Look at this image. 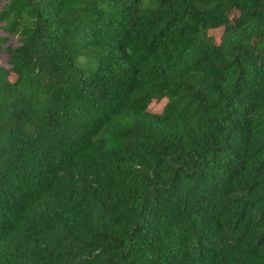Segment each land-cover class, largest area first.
<instances>
[{
  "label": "trees",
  "instance_id": "16d2710c",
  "mask_svg": "<svg viewBox=\"0 0 264 264\" xmlns=\"http://www.w3.org/2000/svg\"><path fill=\"white\" fill-rule=\"evenodd\" d=\"M198 1L0 0V264H264V0Z\"/></svg>",
  "mask_w": 264,
  "mask_h": 264
},
{
  "label": "rangeland",
  "instance_id": "374dc122",
  "mask_svg": "<svg viewBox=\"0 0 264 264\" xmlns=\"http://www.w3.org/2000/svg\"><path fill=\"white\" fill-rule=\"evenodd\" d=\"M250 5L252 7L256 6L253 1H250ZM195 7L207 18L202 27L195 33V37L204 41L216 42L218 44L223 42V39L226 37L227 29L225 23L222 22L220 18V14L222 13L226 15L227 21L232 26L239 28L242 25L240 9L236 7L231 0H203L196 2ZM251 48L250 55L256 59V55L262 50V47L260 44L254 43ZM145 49V40L142 37H137L134 43V50L143 51ZM169 50H171L170 45H165L162 48L156 49L153 53L166 52ZM153 53L144 54L143 59L147 60ZM17 75L18 73L15 70H11L12 79H16ZM167 102V99L161 101L153 100L151 103L145 105L144 111L150 114H159L164 111ZM68 171L78 172V169L76 171L74 167H70L67 172ZM86 177L89 180V184L92 185L93 181L90 171L86 173Z\"/></svg>",
  "mask_w": 264,
  "mask_h": 264
}]
</instances>
